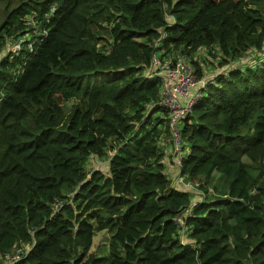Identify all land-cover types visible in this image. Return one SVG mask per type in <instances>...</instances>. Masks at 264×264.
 Returning a JSON list of instances; mask_svg holds the SVG:
<instances>
[{
    "label": "trees",
    "instance_id": "1",
    "mask_svg": "<svg viewBox=\"0 0 264 264\" xmlns=\"http://www.w3.org/2000/svg\"><path fill=\"white\" fill-rule=\"evenodd\" d=\"M204 49L226 70L202 75ZM159 50L215 79L181 121L195 188L166 172ZM263 52L264 0H0V259L30 242L18 264H264Z\"/></svg>",
    "mask_w": 264,
    "mask_h": 264
},
{
    "label": "built area",
    "instance_id": "2",
    "mask_svg": "<svg viewBox=\"0 0 264 264\" xmlns=\"http://www.w3.org/2000/svg\"><path fill=\"white\" fill-rule=\"evenodd\" d=\"M57 5L51 6L50 12L45 13L47 19L56 10ZM37 14L26 15V24L36 26L38 24ZM27 34L19 39L13 40L8 50L18 52L21 44L27 38ZM30 47L32 43L29 42ZM154 75L162 80L161 104L168 111L169 124L172 130L171 142L173 145L174 163L178 167L182 164L185 154L184 140L181 136L182 118L191 110L194 104L202 95V90L208 82H214V78L205 80L197 77L190 59L183 57L177 50L169 51L165 56L155 52L152 58ZM60 203H55L58 207ZM31 243H23L13 247L10 251L1 255L0 264H18L23 256L30 250Z\"/></svg>",
    "mask_w": 264,
    "mask_h": 264
},
{
    "label": "rangeland",
    "instance_id": "3",
    "mask_svg": "<svg viewBox=\"0 0 264 264\" xmlns=\"http://www.w3.org/2000/svg\"><path fill=\"white\" fill-rule=\"evenodd\" d=\"M12 43H13V40L12 41L9 40L8 43H7V47H11L12 46ZM207 51H208V49H207ZM207 51H205V49H204L201 52L200 51H197L196 53L190 55V56H193V55L196 56L198 54L197 55V59L204 57V68L205 69L204 70H201V71H203L202 72V75H206V72L207 73H212V72H214V73L216 72L217 73L218 71L226 70L225 69L226 67L219 66V62H218L219 60L218 59H216V60L213 59V61L215 60V62H218V64L215 65L212 62L211 58H210V56L211 57H214V56L213 55H208L207 54ZM157 52H158L159 55H163L162 54V52H163L162 50H159ZM249 54H251V56L253 57V60L256 58V55L254 54V51L250 52ZM263 54H264V52H263ZM165 55L166 54H164L163 56H165ZM182 56L185 57V58H187V59H190L191 58L189 55H185V54H182ZM202 62H203V60H202ZM197 63L199 64L201 62L200 61H197ZM229 66L231 67V65H229ZM201 67L202 66L200 65V68ZM195 73H196L197 77H199V74L197 73V71H195ZM207 75H210V74H207ZM244 159L245 160H249L247 157H244ZM106 163H107V161L105 159H101V158H98V157L97 158H93V159L90 160V164L88 165V168L89 167L92 168L93 166H97V167H100V168L103 167L104 168L105 166H107ZM171 165H174V161L173 162L171 161ZM176 169H178V168H176V167H169V166L166 168V172L171 177V180H172L173 184H177V183L180 182V183L183 184L184 187L195 188V187H192L191 182H189V181L188 182L187 181L182 182L180 176L179 177L177 176L179 174V171H177ZM195 193H196L197 196H201L200 195V191H197ZM181 221H182V219H181ZM109 238H110V234L107 231H105V230H103V231H97L96 232V235L94 236L92 250L93 251H97L99 253H103V254L104 253H107L108 252V245H109Z\"/></svg>",
    "mask_w": 264,
    "mask_h": 264
},
{
    "label": "crops",
    "instance_id": "4",
    "mask_svg": "<svg viewBox=\"0 0 264 264\" xmlns=\"http://www.w3.org/2000/svg\"><path fill=\"white\" fill-rule=\"evenodd\" d=\"M172 150H173V147H172V144L171 143H167L166 145V155L168 156V158L170 159L171 158V154H172V157H173V153H172ZM168 160V159H167ZM171 159L169 160V163H168V166L169 167H176L178 169H176L177 171L179 170V167L177 166V164L174 163V165H171ZM173 162V161H172ZM167 166V167H168ZM169 170V169H168Z\"/></svg>",
    "mask_w": 264,
    "mask_h": 264
},
{
    "label": "clouds",
    "instance_id": "5",
    "mask_svg": "<svg viewBox=\"0 0 264 264\" xmlns=\"http://www.w3.org/2000/svg\"><path fill=\"white\" fill-rule=\"evenodd\" d=\"M6 51H8V47H6V50H5V52H6Z\"/></svg>",
    "mask_w": 264,
    "mask_h": 264
}]
</instances>
